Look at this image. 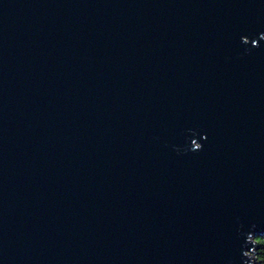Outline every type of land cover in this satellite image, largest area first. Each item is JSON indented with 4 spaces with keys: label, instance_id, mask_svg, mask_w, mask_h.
Wrapping results in <instances>:
<instances>
[{
    "label": "water",
    "instance_id": "obj_1",
    "mask_svg": "<svg viewBox=\"0 0 264 264\" xmlns=\"http://www.w3.org/2000/svg\"><path fill=\"white\" fill-rule=\"evenodd\" d=\"M264 0H0V264H258Z\"/></svg>",
    "mask_w": 264,
    "mask_h": 264
},
{
    "label": "trees",
    "instance_id": "obj_2",
    "mask_svg": "<svg viewBox=\"0 0 264 264\" xmlns=\"http://www.w3.org/2000/svg\"><path fill=\"white\" fill-rule=\"evenodd\" d=\"M254 256L258 264H264V236L255 239Z\"/></svg>",
    "mask_w": 264,
    "mask_h": 264
}]
</instances>
